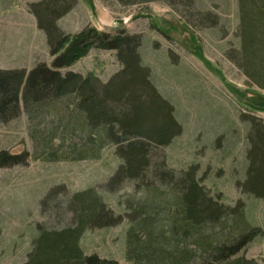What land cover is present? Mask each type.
<instances>
[{"label":"trees","instance_id":"trees-1","mask_svg":"<svg viewBox=\"0 0 264 264\" xmlns=\"http://www.w3.org/2000/svg\"><path fill=\"white\" fill-rule=\"evenodd\" d=\"M77 1L30 4L38 27L45 32L53 62L39 63L30 70L0 68V120L18 118L23 105L35 160L100 159L108 146H114L120 161L109 176V190L133 182L135 190L148 194V200L133 211V216H144L127 231L129 264H258L240 254L264 232L246 218L244 201L230 205L219 194L213 195L199 177L197 163L181 169L168 164L164 147L182 134L183 125L175 105L158 88L152 68L143 60V36L125 28L112 32L91 24L77 33H66L58 21ZM113 1L134 5L154 0ZM158 1L189 9L195 3ZM245 3L242 46L235 59L251 82L264 89V0ZM94 48L114 50L121 64L107 81L94 72L71 69ZM241 119L249 126L248 164L246 178L238 180L237 186L264 201V119L252 113L241 114ZM29 156L27 151L1 150L0 168L26 163ZM60 194L66 200L55 207L66 205L73 224L42 227L25 264H116L96 253L86 254L81 239L88 229L118 224L123 216L113 213L96 187L70 191L65 184L48 190L40 201L43 209L50 208ZM160 214L167 221L162 225Z\"/></svg>","mask_w":264,"mask_h":264},{"label":"rangeland","instance_id":"rangeland-1","mask_svg":"<svg viewBox=\"0 0 264 264\" xmlns=\"http://www.w3.org/2000/svg\"><path fill=\"white\" fill-rule=\"evenodd\" d=\"M36 1L0 0V68L30 70L39 63L52 65L45 32L30 10ZM245 1L195 0L189 9L158 0L134 5L78 0L58 25L66 33H77L88 24L112 32L125 28L140 33L143 60L152 68L158 88L175 105L183 125L182 134L164 147L168 164L177 169L199 164V177L211 193L219 194L230 205L243 200L246 218L264 230V201L237 186L238 180L246 178L248 164L249 126L241 114L264 119V89L251 82L235 59L242 46ZM120 67L114 50L94 48L71 69L94 72L107 81ZM1 150L12 154L27 151L30 156L26 163L0 168V264H25L42 227L73 224L66 205L55 207L66 200L65 194L46 210L40 204L57 184H65L70 191L96 187L113 213L123 216L118 224L88 229L81 245L86 254L129 264L127 231L144 216H133V211L142 200H148V194L135 190L133 182L117 191L109 190V176L120 161L114 146H108L100 159L35 160V145L22 105L18 118L0 120ZM163 222L167 221L160 214L159 225ZM240 254L264 264V232Z\"/></svg>","mask_w":264,"mask_h":264}]
</instances>
